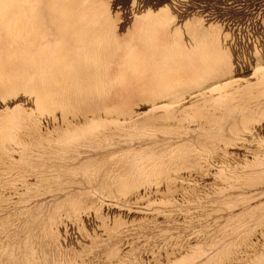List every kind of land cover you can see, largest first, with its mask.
I'll return each mask as SVG.
<instances>
[{"label": "rangeland", "instance_id": "rangeland-1", "mask_svg": "<svg viewBox=\"0 0 264 264\" xmlns=\"http://www.w3.org/2000/svg\"><path fill=\"white\" fill-rule=\"evenodd\" d=\"M0 264H264V0H0Z\"/></svg>", "mask_w": 264, "mask_h": 264}, {"label": "crops", "instance_id": "crops-1", "mask_svg": "<svg viewBox=\"0 0 264 264\" xmlns=\"http://www.w3.org/2000/svg\"><path fill=\"white\" fill-rule=\"evenodd\" d=\"M147 23L150 24L151 21L147 19ZM88 23V22H87ZM34 30V28H27L26 32L30 33ZM58 32L65 33L68 32L69 34H73L75 38V42L78 45L77 52L79 54L76 55L77 60L73 63L74 66L78 67L80 70L79 73H85L83 68H85L86 62L82 61V57L80 53H82L84 50L85 52H89L95 55H101L105 54L106 52H109L112 49H117L122 54L129 55L132 58H142V60L147 59H157L158 63L163 64L164 62L167 63L166 57L167 53L169 51V48L166 46L165 42H158L154 39H147V40H139V41H125V42H116V41H110L106 38H102L100 36L101 31L99 28H95L94 26H88L86 25H78L75 27L74 24H72V29H58ZM181 39H178L177 48L181 51L186 49L180 41ZM170 53V51H169ZM163 61V62H161ZM114 80L109 81L106 83V88L104 86V89L107 90V88L114 84ZM94 87V86H93ZM92 87V88H93ZM111 88V87H109ZM89 89L87 87L81 86L79 84L72 86V92L78 93V94H89L91 93L88 91ZM108 92V90H107Z\"/></svg>", "mask_w": 264, "mask_h": 264}]
</instances>
